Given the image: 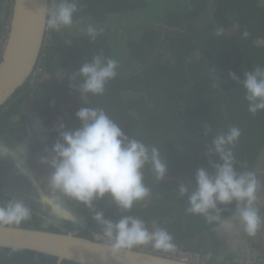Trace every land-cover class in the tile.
<instances>
[{
  "label": "trees",
  "instance_id": "obj_1",
  "mask_svg": "<svg viewBox=\"0 0 264 264\" xmlns=\"http://www.w3.org/2000/svg\"><path fill=\"white\" fill-rule=\"evenodd\" d=\"M162 1L165 0H79L80 10L71 29L59 33L47 31L37 65V69L42 68V86L35 104L43 110L48 122L56 114L65 116L71 130L78 128L80 121L76 112L87 105L68 111L63 107L81 100L80 78L71 80L68 76L78 72L95 52L102 51L106 57L116 59L119 62L116 78L108 82L103 95H89L88 103L91 107L103 108L130 136L159 147L168 162V176L163 182H157L150 172L145 173V183L152 190L148 206L138 205L129 214L140 216L147 224L155 222L165 227L177 246L184 245L186 250L197 252L189 242L217 226L185 211L187 199L180 198L176 192L179 183L194 178L198 168L212 170L207 145L217 132L226 131L230 126L240 128L242 133L234 149L237 167L247 166L240 170H252L264 151V111L256 115L249 113L244 89L228 76L229 72H235L242 80L244 73L255 65L264 66V46H258V41L264 40V0H216L218 26L206 20L209 0H182L178 3L181 9L164 15L163 23L170 29L186 30V36H173L164 43L163 30L155 26L138 27L140 35L133 33L124 51V40L118 35L124 30L112 32L110 23L121 24V15L148 12L149 7ZM11 2L0 0V14L3 12L4 19L9 15ZM89 23L104 29L94 42L74 31L86 28ZM221 26L225 33L217 37L215 30ZM2 30L0 27V33ZM245 30L250 35L242 38ZM168 50L171 56L166 55ZM193 58H197L195 62H191ZM51 62L67 69L63 79L58 78L57 68ZM213 67L221 76L217 87H213L211 79ZM32 93L30 85L25 84L12 100L0 107L1 133L14 136L24 131L22 126V131L16 132L11 120L22 116L18 122L22 125L21 108ZM205 126L211 128L207 137ZM50 132L57 140V127ZM211 159L218 162V157ZM0 202L6 201L1 198ZM96 207L106 218H120L119 210L107 199L98 201ZM79 208L89 222L80 236L91 239L99 229L88 209ZM64 226L70 229L73 224L65 222ZM21 227L31 225L25 222ZM34 228H40V223ZM49 231L58 232L52 227ZM57 259L33 251L0 248V264H57ZM211 263L217 262L213 259ZM64 264L76 263L64 261Z\"/></svg>",
  "mask_w": 264,
  "mask_h": 264
},
{
  "label": "clouds",
  "instance_id": "obj_2",
  "mask_svg": "<svg viewBox=\"0 0 264 264\" xmlns=\"http://www.w3.org/2000/svg\"><path fill=\"white\" fill-rule=\"evenodd\" d=\"M217 7L215 0L214 8ZM79 10V0H50V4L45 7L47 29L57 33L71 29L75 24L74 17ZM210 21L214 23L213 18ZM150 26L164 28L166 32H186V30L170 29L155 23ZM103 30L102 27L89 23L86 28L81 29V33L90 42H94ZM224 33L222 26L215 30L217 37L223 36ZM249 35L250 33L245 30L242 38H247ZM3 56L4 54L0 56L1 61ZM118 68L119 62L116 59L106 57L102 51L95 52L90 61H85L78 72L68 77L71 80L80 78L78 93L84 104L88 105V96L103 95L108 82L116 78ZM228 76L244 89L249 113L256 115L264 111V66L255 65L251 71L244 73L242 80L235 72H229ZM211 79L213 87L219 86L221 76L217 74L216 67L211 69ZM32 81L33 75L26 84L33 89L32 96H34L38 82L41 81L42 86V80L39 75L36 85L33 86ZM35 99L36 109H33L35 114L45 118V124H52L48 122L47 117L42 116L35 104ZM28 100L23 107L30 109L27 105ZM8 108L9 106L2 113H5ZM76 117L80 121V126L74 130H68L67 126L60 122L57 126L58 139L50 152L40 158V163L49 167L51 172L47 177V191L38 189L39 204L44 212L57 222L73 224V232L71 233L64 224L51 226L55 225L54 221H51L45 213L34 209L25 200L15 197V192L8 187L10 184H5L1 175L0 193H4L8 201L4 199L6 202H0V227L20 228L30 220L34 210L43 214L46 220L51 222L50 227L60 229L58 232L80 236L85 228L79 232L75 229L77 228L75 225L83 223L84 217L80 215L77 208V206H83L91 213V218L99 229L98 233L94 232L95 239L103 242L104 247L114 259L122 253L149 246L155 252L176 253L178 246L175 238L165 227L155 222L149 227L140 216L129 214L138 205L148 206L152 190L145 183L146 172H150L157 182H163L168 176L167 158L160 148L130 136L101 107H82L76 112ZM24 119L22 125L25 130ZM17 122H21V119ZM1 124L0 119V126ZM55 127L52 124L51 129ZM210 132V126H205V137ZM241 134L240 128L236 126L217 132L207 145V155L212 170L205 167L198 168L194 178L179 183L176 192L180 198L187 199L185 211L188 214L201 216L209 225H215L219 229L231 230L234 225H238L244 235L254 239L264 229V214L261 212V206L264 205V180L261 181L257 172L253 170H240L246 168V165L237 167L238 161L234 149ZM29 138L30 136L26 137V142ZM16 141L18 143L16 142L13 146L4 144L1 140L0 169L3 157L11 156L7 159L12 163L13 157L18 158L26 153L27 147L21 143L22 140L19 141L17 138ZM212 157H218V162H213ZM262 157L263 154L260 158ZM105 199L111 201L119 210L121 215L118 220L106 218L105 213L97 209L96 203ZM225 212L230 214L226 216ZM39 223L40 228H34ZM39 223L36 225L29 223L31 227L28 228L41 229L44 221ZM93 237L94 234L91 240L95 241ZM15 251L18 249L14 248L13 252ZM194 252L211 256V260L204 264H212L213 259L217 262L215 264H233V259L248 261L260 259L262 262L258 264H264V254L253 257L224 255L203 250ZM232 255L234 256L231 257ZM65 259L64 256L58 257L57 264H64Z\"/></svg>",
  "mask_w": 264,
  "mask_h": 264
},
{
  "label": "water",
  "instance_id": "obj_3",
  "mask_svg": "<svg viewBox=\"0 0 264 264\" xmlns=\"http://www.w3.org/2000/svg\"><path fill=\"white\" fill-rule=\"evenodd\" d=\"M49 4L50 0H15L10 38L0 63V107L12 100L17 91L29 81L39 63L48 31L45 23V7ZM209 4L210 9H213L215 0H210ZM213 22L215 23L214 18ZM40 86L41 81L38 82L37 92L40 91ZM37 92L27 102L31 110L36 109L34 99L38 95ZM36 118L43 125L44 132H48L46 119L39 115H36ZM27 143L31 144V141L28 139ZM13 191H18L19 194V190ZM34 207L37 211L48 215L41 206ZM261 212L264 214V205L261 206ZM81 227H88L86 218ZM254 240H256L255 248L262 249L260 255L264 254V229ZM0 248L33 251L56 258L64 256L66 257L64 261L76 264H198L137 251L122 253L114 259L103 243L89 238L23 227H0Z\"/></svg>",
  "mask_w": 264,
  "mask_h": 264
},
{
  "label": "crops",
  "instance_id": "obj_4",
  "mask_svg": "<svg viewBox=\"0 0 264 264\" xmlns=\"http://www.w3.org/2000/svg\"><path fill=\"white\" fill-rule=\"evenodd\" d=\"M14 7H15V0H12V2L8 6L9 15L7 16V18H9L8 19L9 25L11 27H12L13 17H14ZM10 136L6 135L7 139H1L2 141H4L2 143L8 144V145H12V143H14L15 145L17 142L16 139L14 138V136L12 135ZM1 140H0V143H1ZM29 141H31V144L23 143L27 147L26 153L19 156L18 158L13 157L12 163L14 166L13 169L16 175L15 176L16 181L14 182L11 181L8 187L12 190H19V194H18V191L15 192V197H19L25 200V202L28 203L29 205L32 204L38 207V206H41L39 204V195L35 191H33L32 188H37L36 191L38 192V189H42L40 185H44L43 187L45 191H47V177L49 175L45 174L44 172L43 174L42 172L40 173L39 167H41L42 170H44L45 165L38 164L36 161H34L36 152L40 153V151H42L41 150L42 147H40L38 142L34 140L33 137L29 138ZM8 157H11V156H7L5 158H8ZM79 213L81 216L86 218L84 214H81L82 212L80 210H79ZM75 227H77L75 229H78V231L79 230L82 231V228H85V227H81V225L79 226L75 225ZM260 234L261 232L258 235ZM254 239L248 238L239 229L238 225H234L231 230H224V229H219L218 227H216L212 231H208L204 233L203 235L195 237L189 243H192V245L194 246V249L196 250L219 252L224 255L235 254V255H241V256H260L263 250L262 249L259 250L255 248L256 240ZM222 240H224V242Z\"/></svg>",
  "mask_w": 264,
  "mask_h": 264
},
{
  "label": "rangeland",
  "instance_id": "obj_5",
  "mask_svg": "<svg viewBox=\"0 0 264 264\" xmlns=\"http://www.w3.org/2000/svg\"><path fill=\"white\" fill-rule=\"evenodd\" d=\"M182 0H165V1H162V2H158V3H155L154 5H152L151 7H149V11L148 12H136V13H133V14H129V15H121L119 18L121 19L122 23H117V22H111L110 26H111V30L112 32L113 31H118V30H124L123 32H119L118 35L121 37V39H123L124 41V44H123V49L124 51L126 50V42L130 40V37L132 36L133 33H135L137 36L140 35V32H141V29H138L136 30L138 27H143V26H150L152 25L153 23H155L156 25L158 24L159 26H164V21H165V16L168 14H172L173 12H176L177 9L180 10L181 9V5H178L179 2H181ZM186 1V0H183V2ZM182 3V2H181ZM6 7V6H5ZM5 9V8H4ZM5 15V14H4ZM165 15V16H164ZM3 12L0 14V27H2L3 29H5L8 25H9V18H6L5 20H3ZM207 19L209 20H212V17L211 16H207ZM3 21V22H2ZM153 21V22H152ZM147 22V23H146ZM146 23V24H145ZM125 29L127 31H125ZM79 30V29H78ZM76 31L74 30L77 34H80L81 33V30L79 31ZM161 30L164 31V36H165V41L164 43L168 42V39L170 37H173V36H186V33H179V32H166L164 28H161ZM259 43V42H258ZM112 44H114V41L112 42ZM260 46V44L258 45ZM168 48H169V43H168ZM171 50H168L166 52V55L167 56H171ZM165 55V56H166ZM125 57V56H123ZM197 58H193L191 60V62H195ZM52 65H54L56 68H57V76L59 79H63L64 76L66 75L67 73V69L65 68H59L56 63L54 62H51ZM126 63L124 62L123 63V66H125ZM136 66V65H135ZM124 72L125 74L127 73V71L124 69ZM78 105L80 106H85L86 104H84V102L82 100L80 101H77V102H74L73 104L69 105V106H63L65 107L66 111H68L69 108H78ZM87 106H90V103H88ZM40 113L42 114V116H45L44 115V112L42 109H39ZM55 116V117H54ZM54 116H50L51 120H52V124L55 125L56 127L59 125L60 122H63L66 126H67V129L68 130H71L70 127V122L69 123H66V118L65 116H61V115H54ZM46 117V116H45ZM24 118V117H23ZM20 118H17V119H12L11 120V125H12V128H14V130L16 132H20L22 131V126L23 125H20L17 121L19 120ZM21 119H22V116H21ZM48 119V118H47ZM68 119H70L68 117ZM52 124H48L49 128L52 126ZM17 125V126H16ZM19 126V127H18ZM30 134V138L33 137L32 133L29 131L28 132ZM0 138L2 139H7L6 135H2L0 133ZM12 145L14 146V143H12ZM263 157L260 158V160L256 163V165L253 167V171L257 172L259 178L261 181L264 180V151H263ZM258 166H260L258 168ZM257 167V168H256ZM45 171L42 170L41 167H39V172L43 174V172ZM188 181V180H187ZM186 181V182H187ZM42 189H44V185H40ZM33 191H35L38 195L39 193L36 191L37 188H32ZM45 190V189H44ZM5 199V194L4 193H0V199ZM8 201V199H5ZM31 206H33L31 204ZM34 207V206H33ZM35 208V207H34ZM78 208V211L81 209L79 208V206H77ZM36 209V208H35ZM82 212V211H81ZM81 214H84L83 212ZM51 221H54L55 225H61V224H64V222H57L54 218H51ZM50 223L49 221L45 220L44 223L42 224L41 226V229H44V230H47V229H50ZM149 227H151V223L148 224ZM60 228V227H59ZM60 230V229H58ZM71 230V233L73 232V228L71 227L70 228ZM210 258V256H202L200 254V260L202 259H208ZM221 258V257H220ZM222 259V258H221Z\"/></svg>",
  "mask_w": 264,
  "mask_h": 264
},
{
  "label": "flooded vegetation",
  "instance_id": "obj_6",
  "mask_svg": "<svg viewBox=\"0 0 264 264\" xmlns=\"http://www.w3.org/2000/svg\"><path fill=\"white\" fill-rule=\"evenodd\" d=\"M209 2H210V0H209ZM206 16H211L212 18L217 20L216 16H215V8L209 9V12H208V14H206ZM206 20H208V19H206ZM201 24H203L202 26H204V21H201ZM185 33L187 34V31ZM259 44L261 46H264V40H259ZM22 115L25 118L24 119L25 120V122H24L25 130L23 132H21L20 134L16 135L15 138L16 139L18 138L19 141L22 140L21 141L22 144L27 143L26 137H28V132H29V130H31L32 131L31 133L33 134V138L35 140H37L40 147H42V149H41L42 151H40V153L36 152L35 157H34V161H36L38 164H41L40 158L43 156V154H44V156L47 155L48 152H50L53 144L56 142V140L53 138V136L50 132L51 127L48 128V132H44L43 125L41 124L39 119L36 118V115H39V114H35V112L31 109L23 107L22 108ZM48 124H50V123H47L46 126H49ZM1 164H2V168L0 169V175H1L2 179H4V183L10 184L11 181L14 182L15 181L14 176H16V175L14 173L13 163H11V161L9 159H7V160L2 159ZM44 169H45L44 173L50 175L51 169L49 167H47L46 165H45ZM11 177H13V178H11ZM0 181H2V180L0 179Z\"/></svg>",
  "mask_w": 264,
  "mask_h": 264
},
{
  "label": "built area",
  "instance_id": "obj_7",
  "mask_svg": "<svg viewBox=\"0 0 264 264\" xmlns=\"http://www.w3.org/2000/svg\"><path fill=\"white\" fill-rule=\"evenodd\" d=\"M9 35H10V25H8L5 29H3V31L0 33V56H2L4 54V51L6 49V46L8 44V40H9ZM42 71V68H38L33 72V81H32V85H36V82L38 80V77L40 75ZM46 217L38 212H35L34 210H32V215L30 220H28V222L31 225H36L39 222L45 221ZM53 227H56V225H51ZM98 233V232H97ZM95 234L94 233V237L93 239L97 242H101L99 240L95 239ZM134 251L137 252H141V253H146V254H151V255H156V256H160V257H165V258H169V259H174V260H179V261H183V262H189V263H208L211 260V256L210 255H202V256H210V258L208 259H202L200 260V254L199 253H195L192 251H188L185 249L184 245H180L178 246V251L176 253H171V254H165V253H159V252H155L154 250H152V248L146 247V248H141V249H136ZM262 262V260H255V261H248V260H236L233 259L232 263L233 264H258Z\"/></svg>",
  "mask_w": 264,
  "mask_h": 264
}]
</instances>
